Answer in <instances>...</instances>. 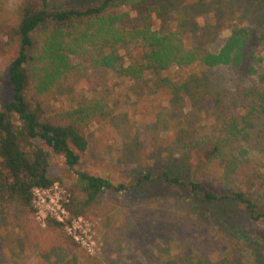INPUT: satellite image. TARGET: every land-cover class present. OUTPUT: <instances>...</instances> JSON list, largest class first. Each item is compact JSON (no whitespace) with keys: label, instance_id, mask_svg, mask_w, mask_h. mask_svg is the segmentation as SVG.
Wrapping results in <instances>:
<instances>
[{"label":"rangeland","instance_id":"1","mask_svg":"<svg viewBox=\"0 0 264 264\" xmlns=\"http://www.w3.org/2000/svg\"><path fill=\"white\" fill-rule=\"evenodd\" d=\"M102 1L0 0V5L5 14L24 4L56 10ZM110 8L111 14L122 15L117 26L123 30L148 26L165 34L180 28L186 46L201 53L217 51L231 31L249 24L255 30L259 25L264 33V0H116ZM258 38L257 31L256 47L249 51L264 56V38ZM5 41L0 33L2 71L16 53L14 48L7 51ZM142 52L140 42L121 47L117 67L145 63ZM71 60L80 75L58 83L44 106L47 114L78 109L83 99L88 103L94 98L105 103L106 112L83 126L89 146L78 164L71 169L61 156L50 155L49 175L68 199L67 208L77 194V172L107 178L126 189L103 193L85 214L73 217H80L76 230L82 238L94 240L92 252L64 227L48 229L47 220L43 224L35 213L31 219L32 228L38 227L32 229L36 238L30 241V235L24 244L10 212L0 205V264H74L76 253L89 264H264L263 224L248 219L240 206L203 202L189 187H175L163 176L167 172L185 183L200 180L216 185L221 164L203 168L205 153L232 120L238 123L247 113L240 106L248 100L236 106L229 98L252 86L257 76L244 77L245 66L193 65L146 71L136 80L118 77L108 67L92 68L87 57ZM165 78L170 83L162 84ZM10 97L11 86L4 76L0 102ZM254 157L258 164L250 169L252 177L241 184L250 197L264 202V158ZM146 172L153 181L138 184ZM65 239L78 250L52 248Z\"/></svg>","mask_w":264,"mask_h":264},{"label":"trees","instance_id":"2","mask_svg":"<svg viewBox=\"0 0 264 264\" xmlns=\"http://www.w3.org/2000/svg\"><path fill=\"white\" fill-rule=\"evenodd\" d=\"M115 1L56 10L24 4L5 14L0 5V33L2 39L6 38L3 45L7 51L16 50L5 69L0 68V78L5 76L11 86L10 99L0 102V205L10 212L15 229L23 234V243L30 235V241L36 238L32 229L37 226L32 228L31 219L36 211L33 189L48 188L56 181L49 175L50 155L61 156L73 169L89 146L83 126L106 112L105 103L94 98L88 103L83 99L78 109L47 114L44 106L58 83L73 74L80 75L72 57H87L92 68L108 67L118 77L136 80L142 79L146 71L169 72L172 67L193 65L202 69L245 66L244 77L257 76L258 81H253L252 86L243 88L239 95L231 93L229 98V103L236 106L248 100L240 106L247 108V113L240 116L238 123L232 120L226 133L215 138L205 153L203 168L221 164L216 185L200 180L185 183L167 172L163 176L175 187H189L203 202L240 206L248 219L264 225V202L250 197L241 184L252 177L250 169L258 164L254 156L264 158V56L249 51L256 47L253 39L257 31V40L264 38L259 25L256 30L251 24L237 28L217 51L201 53L186 46L180 28L165 34L148 26L131 31L121 29L117 22L122 15L110 12ZM132 42H140L145 63L117 67L122 62L119 49ZM166 81L165 78L162 84ZM251 149L256 151L255 155L250 153ZM144 181H153L150 172L139 177L137 183ZM125 189L123 184L114 185L107 178L77 172V194L73 193L67 209L72 217L80 216L103 193ZM46 220L48 229L62 230V224ZM60 242L52 248L68 253L78 250L69 239ZM33 243L37 246L36 241ZM82 257L74 254V264H89Z\"/></svg>","mask_w":264,"mask_h":264},{"label":"built area","instance_id":"3","mask_svg":"<svg viewBox=\"0 0 264 264\" xmlns=\"http://www.w3.org/2000/svg\"><path fill=\"white\" fill-rule=\"evenodd\" d=\"M33 203L35 205V214L43 224L47 218L63 225L65 230L72 238L87 251L92 252L94 240L90 238L83 239L76 230L80 217L74 219L66 207L68 199L63 198L62 192L56 183L48 188L35 187L32 191Z\"/></svg>","mask_w":264,"mask_h":264}]
</instances>
